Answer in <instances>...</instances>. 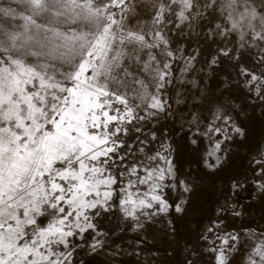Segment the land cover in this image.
Listing matches in <instances>:
<instances>
[{
	"label": "snow or ice",
	"instance_id": "obj_1",
	"mask_svg": "<svg viewBox=\"0 0 264 264\" xmlns=\"http://www.w3.org/2000/svg\"><path fill=\"white\" fill-rule=\"evenodd\" d=\"M0 264H264V0H0Z\"/></svg>",
	"mask_w": 264,
	"mask_h": 264
}]
</instances>
